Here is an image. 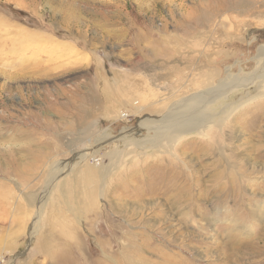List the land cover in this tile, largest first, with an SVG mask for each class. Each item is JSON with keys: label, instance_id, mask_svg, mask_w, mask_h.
I'll use <instances>...</instances> for the list:
<instances>
[{"label": "rangeland", "instance_id": "374dc122", "mask_svg": "<svg viewBox=\"0 0 264 264\" xmlns=\"http://www.w3.org/2000/svg\"><path fill=\"white\" fill-rule=\"evenodd\" d=\"M0 264H264V0H0Z\"/></svg>", "mask_w": 264, "mask_h": 264}, {"label": "bare ground", "instance_id": "6f19581e", "mask_svg": "<svg viewBox=\"0 0 264 264\" xmlns=\"http://www.w3.org/2000/svg\"><path fill=\"white\" fill-rule=\"evenodd\" d=\"M219 1H220V0H219ZM215 2H216V1H215ZM236 2H237V0H236ZM239 2H240V1H239ZM239 2H238V3H239ZM225 3H226V2H224V4H225ZM222 4H223V3H222ZM209 13H210V12H209ZM206 16H207V15H206ZM259 51L262 52V50H259ZM59 256H60V255H59Z\"/></svg>", "mask_w": 264, "mask_h": 264}]
</instances>
